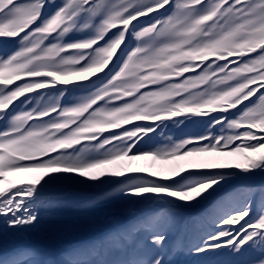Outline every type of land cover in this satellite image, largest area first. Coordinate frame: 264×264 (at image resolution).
I'll return each instance as SVG.
<instances>
[{
    "label": "snow or ice",
    "instance_id": "snow-or-ice-1",
    "mask_svg": "<svg viewBox=\"0 0 264 264\" xmlns=\"http://www.w3.org/2000/svg\"><path fill=\"white\" fill-rule=\"evenodd\" d=\"M0 122V264H264V0H0ZM65 185L132 219L17 245Z\"/></svg>",
    "mask_w": 264,
    "mask_h": 264
},
{
    "label": "bare ground",
    "instance_id": "bare-ground-1",
    "mask_svg": "<svg viewBox=\"0 0 264 264\" xmlns=\"http://www.w3.org/2000/svg\"><path fill=\"white\" fill-rule=\"evenodd\" d=\"M57 2H59V0H57ZM11 47L15 46H10V48ZM17 83H23V81ZM14 86L15 85H13V87ZM42 91L54 90L46 89ZM31 95H36V93H32ZM17 103H19V101H17ZM105 135H108V133H105ZM10 179H15V177H10ZM256 181H260V178L258 177ZM107 187L109 186L96 189L84 188L78 185H65L63 191L67 193L69 204L46 212L38 231L20 234L14 238L15 242L19 246L20 244H34L49 249H52L51 245L56 243V245L64 247L65 249L85 239L86 236L94 238L98 237L101 233L112 230L117 226V222L121 224L129 222L132 217L125 214L124 209L126 206L121 203L101 204L94 208L81 206L85 201L92 199L101 191L107 190ZM147 211L148 208L146 206L137 207L138 214H144ZM122 221L124 222L122 223Z\"/></svg>",
    "mask_w": 264,
    "mask_h": 264
},
{
    "label": "rangeland",
    "instance_id": "rangeland-1",
    "mask_svg": "<svg viewBox=\"0 0 264 264\" xmlns=\"http://www.w3.org/2000/svg\"><path fill=\"white\" fill-rule=\"evenodd\" d=\"M253 99H255V97H253ZM241 107H243V105H241ZM194 119H201V118H194ZM169 124H171V122ZM200 130H201V126L199 125H190L188 128H185L183 125H181L180 127H173L170 130H168V134L172 135L173 138H178L184 135L185 133H188V132L196 133ZM152 135H156V134L153 133ZM164 143L165 141L162 138H158L157 141H155L152 146H163ZM259 182L260 181L258 182L256 181V183H259ZM190 259H195V257H191Z\"/></svg>",
    "mask_w": 264,
    "mask_h": 264
}]
</instances>
